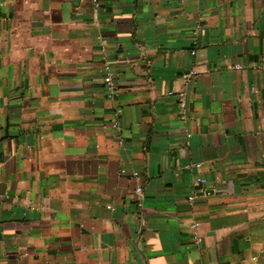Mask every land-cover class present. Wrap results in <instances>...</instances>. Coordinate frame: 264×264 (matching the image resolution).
I'll return each instance as SVG.
<instances>
[{
  "label": "crops",
  "instance_id": "crops-1",
  "mask_svg": "<svg viewBox=\"0 0 264 264\" xmlns=\"http://www.w3.org/2000/svg\"><path fill=\"white\" fill-rule=\"evenodd\" d=\"M0 264H264V0H0Z\"/></svg>",
  "mask_w": 264,
  "mask_h": 264
},
{
  "label": "built area",
  "instance_id": "built-area-1",
  "mask_svg": "<svg viewBox=\"0 0 264 264\" xmlns=\"http://www.w3.org/2000/svg\"><path fill=\"white\" fill-rule=\"evenodd\" d=\"M94 2H96V4H98V0H94ZM236 68H241L242 66L241 65H235ZM196 76V71L195 70H191V71H188V72H185L183 75H182V78L184 81H189L191 78L195 77ZM105 81L107 83V85L113 89L114 87H116V82H115V78H114V74L112 72H108L106 78H105ZM171 94L173 92H170ZM180 100H181V106L184 107L185 106V100L183 98V95L181 94L180 95ZM137 174V173H135ZM142 191V188L139 187L138 188V192H141ZM200 222H195L194 226L197 227L199 226ZM196 238L198 240H200V237L197 235Z\"/></svg>",
  "mask_w": 264,
  "mask_h": 264
}]
</instances>
